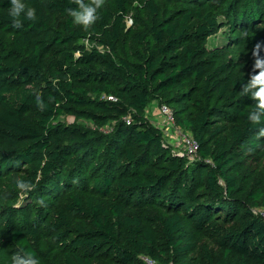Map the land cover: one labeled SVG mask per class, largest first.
I'll use <instances>...</instances> for the list:
<instances>
[{"label": "trees", "instance_id": "16d2710c", "mask_svg": "<svg viewBox=\"0 0 264 264\" xmlns=\"http://www.w3.org/2000/svg\"><path fill=\"white\" fill-rule=\"evenodd\" d=\"M255 1L258 10L264 8V0ZM23 2L36 9V19L21 18L22 27L15 29L12 27L13 19L5 12L10 11V0H0V35L13 34L3 55L0 54V132L9 136L8 143L11 145L8 153L0 146V172H17L24 164L29 172L26 180L36 184L33 192L47 196L59 192L57 172L60 154L58 150L49 149L53 136L49 123L62 112L71 110L62 100L80 106L93 102L102 109H110V105L116 104L120 106L122 115L132 113L130 124L118 121L115 133L131 139L143 151L140 156H135L129 147H125L123 157L115 161V164L122 162L117 166V175L105 173L102 180L94 182L93 193L80 195L70 191L60 197L58 206L52 211L53 218L58 222L55 226L68 229L72 216L84 219L78 228L79 238L70 242L76 251L64 253L63 264H94L92 253L97 249L109 251L122 264H145L140 257L158 259L155 248L159 240L164 248L160 258L166 256L168 261L173 256L182 260L186 251L193 247L192 237H187L189 243L186 244L181 240L185 236L184 217L192 214L195 227L221 250L216 257L204 250L205 264H264V221L259 213L264 209V185L249 193L250 202L241 205L243 210L238 213L234 207L237 202L233 198L237 181L227 173L228 154L245 147L257 151L260 146L262 137L257 138L259 126L250 125L247 120L254 101L248 109H232L231 113L237 115L239 123L230 127L229 139L216 141L214 147L209 145L206 135L210 117L218 116L215 106L198 104L197 111L179 121L180 128L198 142L196 167L207 169L203 177L199 175L195 179L202 193L188 194L187 202L174 199L164 206V214L147 217L150 223L142 222L140 216L125 211L127 200L134 195L138 198L145 196L147 202L159 198L171 178L182 172L181 159L171 154L169 146L163 142L162 132L137 116L144 111L151 96L178 86L183 77L198 81L209 73L206 75L208 80L216 77L210 67H200L195 61L200 53L199 47L187 44L196 42L218 26L214 17L208 14L202 16V10L197 7L201 0L190 1L194 7H186L173 21L158 19V7L154 1L144 0V8L152 19L151 34L157 48L146 51L140 62L134 64L119 57L116 52L128 0H107L108 7L98 13L99 19L89 35L74 28L75 24L67 20L64 24L65 36L51 27L53 21L48 13L69 16L67 9L76 7L71 0ZM196 17L201 18V22H195L198 20ZM84 38L94 40L104 51L92 49L81 53L78 58H74V52L69 51L63 53V58L71 63L100 62L104 70L96 74L101 81L92 91L97 95H111L116 98L115 102L105 98L92 101L86 90L77 89L64 78L66 74L90 76L91 71L85 67H66L64 72L62 68L45 69V58L52 47ZM135 38L138 42L143 41L138 34ZM174 50H178L177 64L165 73L161 69L163 58L171 56ZM108 77L112 79L104 81ZM30 81H33L31 85ZM115 82L118 87H115ZM217 83L214 81L215 85ZM241 83L231 82L233 94ZM228 86L229 83L216 87L220 96L228 92ZM37 96L44 103L43 110L37 103ZM32 111L37 114L35 122L29 116ZM106 138L112 148L118 149L114 134ZM147 156H161L165 160L161 172L144 166ZM109 189L115 195H110ZM222 212L223 218L218 215ZM30 234H24L21 229L0 231V243L8 244L15 252L21 247L32 251L39 259V233L32 230ZM6 264H11V261Z\"/></svg>", "mask_w": 264, "mask_h": 264}, {"label": "rangeland", "instance_id": "374dc122", "mask_svg": "<svg viewBox=\"0 0 264 264\" xmlns=\"http://www.w3.org/2000/svg\"><path fill=\"white\" fill-rule=\"evenodd\" d=\"M144 0H128L126 14L121 25L120 40L117 45V55L130 63L140 62L144 53L154 51L157 48L151 34L152 19L147 9L143 5ZM158 7V19L173 21L178 18L186 7H194L190 3L192 0H153ZM196 6V5H195ZM108 7L107 0L105 5L98 10V13ZM202 10V16L208 14L214 17L218 26L197 39L196 42H189V45H197L200 53L195 61L200 67H210L211 72L216 73V77L208 80L206 74L201 81L191 77H183L179 80L178 86L172 87L167 91H161L151 96L146 108L138 115L147 125L157 128L163 134V142L169 146L171 154L179 157L182 163V172L179 176L172 177L163 188L159 198L152 202H147L146 197L141 198L135 195L128 199L125 208L126 213L140 216L142 222L150 223L147 217L155 214H164V206L172 203L174 199L188 201V194L196 195L202 193V189L196 186L197 176L203 177L207 169L197 168V155L188 157L182 153L181 137L187 131L179 126V121L186 115L191 114L200 106H215L218 116L210 117L209 131L206 135L208 143L214 147L217 141L227 140L230 137V127L239 123L236 114L231 113L237 107L241 110L248 109L252 100L244 95L239 89L233 94L232 81L246 82L249 73L252 71L253 57L252 50L257 42L264 43V8L258 10L255 0H201L197 6ZM9 13V11H5ZM52 19V25L56 30L61 31L65 36L64 24L67 20L72 22L70 16L63 17L57 13H48ZM195 22H201L199 17ZM91 26L84 29L74 25V28L89 35ZM247 32V37L242 33ZM143 38L138 42L135 35ZM13 34L5 33L0 35V54L3 55ZM98 37V36H95ZM97 49L103 52L101 46L89 38L71 41L66 45L54 46L45 58V69L66 67L80 69L82 67L91 71V75H69L64 76L77 87L86 90L92 101L103 100V95L93 93V87L100 84L101 79L97 78V72L103 71L104 67L100 62L90 63H71L63 58L64 52L73 51L74 58H78L81 53L90 52ZM178 50H174L171 56L163 58L162 71L168 73L177 64ZM264 55V48L261 50ZM0 62H2L0 60ZM108 77L104 81H110ZM218 79V80H217ZM214 81H218L215 85ZM33 81H30L29 85ZM229 83L228 92L220 96L216 90L217 86L222 87ZM115 87L117 83H114ZM71 110L64 111L53 120L49 125L53 128L50 150H58L60 154L58 177L60 190L54 195H41L36 192L21 191L16 186V180H25L29 172L26 165H20L22 170L17 172H0V231L7 229L23 230L24 234L31 235L30 231H38V249L40 251V264H63L64 253H74L75 248L71 245V240L79 238L78 228L84 219L72 216L69 221L68 229L55 226L58 222L52 216V211L58 206L60 197L66 196L70 191L80 195L94 192V182L100 181L105 173L117 175V166L122 162H117L123 157L125 147H129L135 156H140L142 150L136 146L131 139L115 133L118 121H125L127 117L131 120L132 113L122 115L120 106L110 105V109H102L98 104L89 103L85 106L66 103ZM167 104L172 113L173 122L168 123L167 118L162 115L160 108ZM33 121H37L35 111L29 113ZM105 122V123H103ZM131 122V121H130ZM114 134L118 141V149L112 148L107 136ZM9 136L0 132V146L6 153L10 151L11 145L8 143ZM260 146L255 151L249 147L228 154L230 161L227 165V173L235 177L237 181V191L235 199L236 212L240 213L250 202L249 193L256 191L264 185V137L260 139ZM121 156V157H120ZM35 159V157H33ZM226 159V160H227ZM153 168L156 172H161L165 165V160L160 157L147 156L144 166ZM143 168V167H141ZM135 169V168H133ZM221 186L224 184L220 181ZM110 195L115 192L109 189ZM43 201V204L39 203ZM259 211L258 209L256 210ZM223 218L224 213H219ZM185 236L181 239L184 244L190 236L193 247L186 251L185 257L179 260L178 257L171 256L166 261V256L160 258L163 246L159 240L158 247L155 248V255L158 257L152 260L154 264H171L190 262L191 264H205L204 250L214 257L220 254L216 243L206 237L203 232L194 225L193 214L184 217ZM28 220V221H27ZM21 227V228H20ZM15 250L8 244L0 243V264L10 262ZM166 254V253H165ZM94 264H122L109 251L97 249L93 253ZM140 259L143 261L142 257ZM134 264V263H129Z\"/></svg>", "mask_w": 264, "mask_h": 264}, {"label": "clouds", "instance_id": "9594fccd", "mask_svg": "<svg viewBox=\"0 0 264 264\" xmlns=\"http://www.w3.org/2000/svg\"><path fill=\"white\" fill-rule=\"evenodd\" d=\"M76 5L75 8L67 9L68 15L72 18L73 24L88 29L99 19L98 10L104 5L106 0H71ZM10 17L13 19L12 27L19 29L22 27V19H36V9L27 6L23 0H10ZM247 37V32L242 33ZM264 43L257 42L252 50L253 66L246 82H242L240 89L242 93L254 101L252 111L247 115L250 125L259 126L257 128V138L264 137V55L261 50ZM39 107L43 110L44 103L39 96L36 97ZM16 186L25 193L34 191L36 184L25 180H16ZM39 203L43 204L41 200ZM11 264H40L38 257L29 250L18 248L10 258Z\"/></svg>", "mask_w": 264, "mask_h": 264}, {"label": "built area", "instance_id": "2783aa9c", "mask_svg": "<svg viewBox=\"0 0 264 264\" xmlns=\"http://www.w3.org/2000/svg\"><path fill=\"white\" fill-rule=\"evenodd\" d=\"M105 100L111 101V102H115L116 98L109 95V96H104ZM160 112L162 113V115H164L167 118L168 123H172L173 122V118H172V113L170 111V109L166 106L163 105L160 109ZM131 119L129 117L126 118L125 123L126 124H130ZM181 147H182V153L184 155H187L188 157H194L197 155L198 152V142L193 139L191 137V135H182L181 137ZM260 216L262 217L263 221H264V209L259 211ZM143 261L145 264H154V262L146 257H142ZM173 264V263H171Z\"/></svg>", "mask_w": 264, "mask_h": 264}]
</instances>
